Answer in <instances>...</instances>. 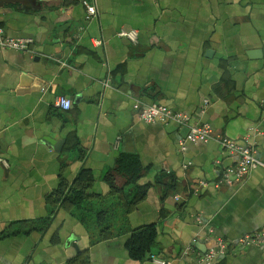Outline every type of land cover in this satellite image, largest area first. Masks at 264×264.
Segmentation results:
<instances>
[{
  "label": "crops",
  "instance_id": "1",
  "mask_svg": "<svg viewBox=\"0 0 264 264\" xmlns=\"http://www.w3.org/2000/svg\"><path fill=\"white\" fill-rule=\"evenodd\" d=\"M0 25L36 51L0 50V264H153L126 248L152 226L170 264H204L217 239L212 264H264V245L232 244L264 230V168L216 188L236 157L133 109L166 106L264 163V0H0ZM81 171L88 198L67 208Z\"/></svg>",
  "mask_w": 264,
  "mask_h": 264
},
{
  "label": "built area",
  "instance_id": "2",
  "mask_svg": "<svg viewBox=\"0 0 264 264\" xmlns=\"http://www.w3.org/2000/svg\"><path fill=\"white\" fill-rule=\"evenodd\" d=\"M86 8L85 20L90 22L97 15L96 8L87 3H83ZM118 36L126 39L133 45H137L139 41V32L137 30L122 29L119 31ZM96 45H102L101 41H96ZM0 50H10L23 54H36L34 49V42L31 39H15L7 37L4 29L0 25ZM107 86V84H106ZM55 106L63 111H68L71 108V101L65 96L56 98ZM134 112L137 118L146 124L161 123L164 125L175 124L179 128H188V133L185 138V142L190 143H205L210 140H215L219 143L221 149L228 153L230 156L237 158V162L234 166L227 167L222 170L218 181L212 183L216 188L233 187L236 184L242 182L251 171L257 168H264V163L256 158L252 148L248 146L239 145L236 141L227 137L214 136L211 128L207 125H189V117L185 114L178 113L172 109L159 104H153L144 106L140 102H137L134 107ZM264 129V116L260 122V127ZM120 139L116 142V146L119 144ZM200 188L210 186V183L202 181L198 185ZM198 187V188H199ZM198 189H196L197 192ZM178 199V198H177ZM233 246L248 248L251 246H263L264 245V230L245 235L236 241ZM228 244L221 239H217L215 248L210 249L203 257L202 262L204 264H212L214 259L220 255L227 253ZM148 260L153 264H170L166 259L159 257L156 254H150Z\"/></svg>",
  "mask_w": 264,
  "mask_h": 264
},
{
  "label": "trees",
  "instance_id": "3",
  "mask_svg": "<svg viewBox=\"0 0 264 264\" xmlns=\"http://www.w3.org/2000/svg\"><path fill=\"white\" fill-rule=\"evenodd\" d=\"M92 181V177L87 171H81L75 183L71 187V190L68 193V197L63 200V206L67 205L68 208L73 206L79 207L80 205H82L88 198L86 197L87 191L90 188ZM63 193L64 190L60 189L57 192V196L60 197L61 195H63ZM135 201L136 200H132L129 205L133 206L134 203H136ZM101 214L103 215L104 213L101 212L100 215L96 218L98 222H100L101 218V222L104 220ZM156 236L157 230L154 226L140 229L132 233V236L126 246L130 258L132 260L140 262L143 260H147L149 255L152 254ZM83 260V264H88L86 262V259Z\"/></svg>",
  "mask_w": 264,
  "mask_h": 264
},
{
  "label": "water",
  "instance_id": "4",
  "mask_svg": "<svg viewBox=\"0 0 264 264\" xmlns=\"http://www.w3.org/2000/svg\"><path fill=\"white\" fill-rule=\"evenodd\" d=\"M46 141H48L49 143H51V144H55V141H53L52 139H46Z\"/></svg>",
  "mask_w": 264,
  "mask_h": 264
}]
</instances>
